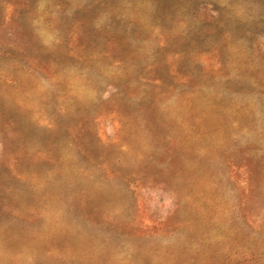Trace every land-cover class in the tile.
Segmentation results:
<instances>
[{
  "label": "rangeland",
  "instance_id": "rangeland-1",
  "mask_svg": "<svg viewBox=\"0 0 264 264\" xmlns=\"http://www.w3.org/2000/svg\"><path fill=\"white\" fill-rule=\"evenodd\" d=\"M0 264H264V0H0Z\"/></svg>",
  "mask_w": 264,
  "mask_h": 264
}]
</instances>
